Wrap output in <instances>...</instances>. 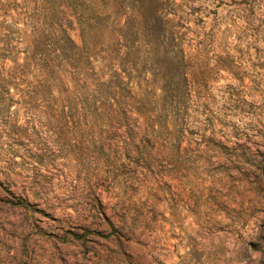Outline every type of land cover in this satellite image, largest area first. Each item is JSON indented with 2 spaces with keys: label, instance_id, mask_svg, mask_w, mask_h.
<instances>
[{
  "label": "rangeland",
  "instance_id": "rangeland-1",
  "mask_svg": "<svg viewBox=\"0 0 264 264\" xmlns=\"http://www.w3.org/2000/svg\"><path fill=\"white\" fill-rule=\"evenodd\" d=\"M67 4L0 0V264H264V0H104L85 38L68 18L84 69L144 66L153 130L132 143L41 105Z\"/></svg>",
  "mask_w": 264,
  "mask_h": 264
},
{
  "label": "trees",
  "instance_id": "trees-1",
  "mask_svg": "<svg viewBox=\"0 0 264 264\" xmlns=\"http://www.w3.org/2000/svg\"><path fill=\"white\" fill-rule=\"evenodd\" d=\"M101 1L102 3L98 0H68V4L65 6L68 14L59 11L64 24L59 25L57 73L55 72L51 81H47V79L42 81L40 89L41 105L42 107L64 106L69 110L84 111L85 121L89 125L103 126L117 131V137L124 143L135 142L140 133L144 134L141 138L142 141L149 140L152 136L153 126H151V123L149 124L150 118L146 116L148 114L147 109L137 99V92L133 90L134 80V85L140 91L143 90L145 96L150 91L148 87L149 76H140L144 66L141 70H138L136 62L113 63L122 71V74L111 71L110 76L108 75L110 78H107L106 74L103 77H98L93 67H87L86 69L82 67L83 65L76 58L77 49L66 33L67 26L71 23L69 17L78 22L82 38H85V30L93 25L100 27L99 25L104 23L103 27H106L108 25L106 18L102 17V13L98 10L100 5L104 3V0ZM135 7L137 8V5H133L131 8ZM140 15L150 24L149 29L146 25L147 29L145 30L149 34L146 46L150 47L151 51H155L157 48H153L154 44L158 42L161 45L164 42L162 36L166 34L162 29L155 26L156 21L158 19L162 20V18L160 15L156 16L154 11L153 13L151 11V14L141 13ZM115 39H117V42L120 41L118 37ZM125 40L124 45L121 46L129 53L135 47L132 43L128 45L126 43L127 39ZM170 42L167 43L170 49H168L166 55L171 63L181 65L183 63V57L180 56L181 49L179 47L175 51L176 45H174L172 36ZM153 66L154 64H151L148 68L147 73L150 75L153 72ZM82 70L83 73L80 72ZM133 72L137 75H133ZM112 78L114 79L113 82H111ZM50 99L53 102H50ZM58 100L61 101V106L60 103L54 105V102Z\"/></svg>",
  "mask_w": 264,
  "mask_h": 264
}]
</instances>
